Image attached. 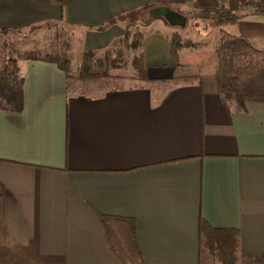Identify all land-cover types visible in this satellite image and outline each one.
<instances>
[{
  "label": "crops",
  "instance_id": "1",
  "mask_svg": "<svg viewBox=\"0 0 264 264\" xmlns=\"http://www.w3.org/2000/svg\"><path fill=\"white\" fill-rule=\"evenodd\" d=\"M246 1L224 0L229 10L255 12L226 29L264 50V7ZM208 3L0 0V32L57 25L80 40L79 56L119 36L123 19L99 29L109 18L146 6L185 40L210 38L207 53L189 43L174 59V31L146 32V79L104 77L119 86L68 76L41 57L17 59L22 109L0 96V264H124L99 215L135 221L145 264H200L201 220L237 230L240 258L264 264V101L221 100L218 15L202 11ZM202 264L220 263L205 256Z\"/></svg>",
  "mask_w": 264,
  "mask_h": 264
},
{
  "label": "trees",
  "instance_id": "2",
  "mask_svg": "<svg viewBox=\"0 0 264 264\" xmlns=\"http://www.w3.org/2000/svg\"><path fill=\"white\" fill-rule=\"evenodd\" d=\"M44 1L59 7H64L70 2V0ZM243 4L248 7L256 6L257 9L264 7V3L255 0L246 1ZM144 9L148 10V6L134 12ZM202 11L218 15L215 76L221 100L224 103L234 101L238 105H243L246 100L264 101V50L253 46L246 37L232 34L226 29L227 25L235 24L255 12L229 10L225 7L224 0H209L208 4L202 6ZM124 17L120 15L109 18L99 29L103 30L106 26L116 24ZM1 31L8 32L6 29ZM135 35V41L132 43L134 49L140 46L142 33L137 31ZM169 40L171 55L174 59L178 58L179 50L190 43L176 31L170 34ZM94 53V51L83 53L78 78L110 77L112 69L121 67L120 63L113 61L114 58L111 59L109 55L94 59ZM41 59L56 63L59 68L67 72L68 76L73 75L69 73L71 61L68 55L57 51L54 55L46 54ZM89 62L92 64L90 67ZM132 65L135 69L133 78L146 79L145 65L141 55L133 56ZM0 96L8 109L13 111L22 109V78L16 58L6 59L0 67ZM99 219L112 250L124 264H145L137 245L133 219L105 215H99ZM4 242L5 233L0 219V244ZM199 255L200 264L205 256H209L220 264H249L248 259H250V257L240 258L237 230L213 228L204 220H201L199 225Z\"/></svg>",
  "mask_w": 264,
  "mask_h": 264
},
{
  "label": "rangeland",
  "instance_id": "3",
  "mask_svg": "<svg viewBox=\"0 0 264 264\" xmlns=\"http://www.w3.org/2000/svg\"><path fill=\"white\" fill-rule=\"evenodd\" d=\"M147 24H150L148 28H144ZM205 25L211 27L210 22H205ZM159 27L167 33L172 30V28L170 29L168 26H164V21L155 19V17H150L148 15V11L145 9L139 12H133L120 21L119 36L115 38L114 41L105 49L94 53L95 55L93 58H103L106 55H109L111 59L114 58L113 61L120 63L121 66L120 68L112 69L111 74H133L135 73V69L132 65V57L133 55H139L140 52V46L136 49L132 47V43L136 38V32L140 31L143 36L146 32ZM192 27L194 28V25H192ZM189 30L192 31L191 29ZM172 31H175V29ZM200 32L204 35L209 34V30H207V28H202ZM69 38L70 36L68 32L63 30L60 26H54L43 30L30 28L29 30H23L20 32H0V67L8 58L20 59L25 57H42L46 54L54 55L57 51H59L61 54L64 53L65 55H68V58L72 63L70 66L71 73L73 75H77L78 72H80L82 60V56L78 55L79 48L77 47L80 44V40L76 42ZM142 39L143 37L141 38V42ZM69 40H71L70 43L68 42ZM191 41L190 43L192 44L198 42L200 43L198 51L202 50L201 52H197L196 55L208 52L210 42L209 37H206L205 39L194 37ZM73 43L76 46L73 45ZM91 65L92 64L89 62V67ZM102 81L105 83L109 82V85L113 84L114 86L123 84V82L116 80H111L112 82H110L105 78L92 80L91 83L97 84Z\"/></svg>",
  "mask_w": 264,
  "mask_h": 264
}]
</instances>
